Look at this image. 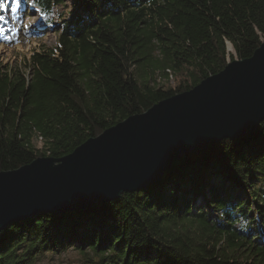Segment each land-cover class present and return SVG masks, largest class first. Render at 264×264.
<instances>
[{
	"label": "trees",
	"instance_id": "trees-1",
	"mask_svg": "<svg viewBox=\"0 0 264 264\" xmlns=\"http://www.w3.org/2000/svg\"><path fill=\"white\" fill-rule=\"evenodd\" d=\"M27 4L23 18L31 16ZM31 4L44 19L25 32L51 29L57 44L35 47L21 65L0 63V171L72 152L229 60L250 57L264 38V0ZM168 70L184 71L190 82L151 84ZM67 250L84 254L81 264H264V121L183 156L116 200L40 212L0 232V264H36Z\"/></svg>",
	"mask_w": 264,
	"mask_h": 264
},
{
	"label": "water",
	"instance_id": "water-1",
	"mask_svg": "<svg viewBox=\"0 0 264 264\" xmlns=\"http://www.w3.org/2000/svg\"><path fill=\"white\" fill-rule=\"evenodd\" d=\"M229 49V47H228ZM264 121V38L254 53L90 137L62 157L0 171V232L40 212L118 199L183 156L255 131Z\"/></svg>",
	"mask_w": 264,
	"mask_h": 264
},
{
	"label": "rangeland",
	"instance_id": "rangeland-1",
	"mask_svg": "<svg viewBox=\"0 0 264 264\" xmlns=\"http://www.w3.org/2000/svg\"><path fill=\"white\" fill-rule=\"evenodd\" d=\"M26 0H0V3L6 5L0 8V16L4 19L0 20V63L4 65H21L24 57L39 45L54 46L57 44L58 34L51 29L41 36H29L25 31L31 26L39 27L44 19L37 9L31 4L33 0H28L30 9V17L23 18L19 10H21ZM70 6L71 0H65ZM62 9V6L57 7ZM8 42H4L7 41ZM5 43V44H2ZM229 50L235 54V50L231 44H228ZM139 71L137 70V74ZM190 82L188 75L184 71L175 72L168 70V75H162L160 72L155 76V80L151 82L156 87L162 88H178L179 86ZM37 148L42 147L39 138L34 139ZM86 256L77 250H67L61 254H46L42 256L36 264H81Z\"/></svg>",
	"mask_w": 264,
	"mask_h": 264
},
{
	"label": "snow or ice",
	"instance_id": "snow-or-ice-1",
	"mask_svg": "<svg viewBox=\"0 0 264 264\" xmlns=\"http://www.w3.org/2000/svg\"><path fill=\"white\" fill-rule=\"evenodd\" d=\"M17 3H19V0H17ZM6 7V5H4L3 3H0V8H4ZM4 19V17L0 16V20Z\"/></svg>",
	"mask_w": 264,
	"mask_h": 264
},
{
	"label": "bare ground",
	"instance_id": "bare-ground-1",
	"mask_svg": "<svg viewBox=\"0 0 264 264\" xmlns=\"http://www.w3.org/2000/svg\"><path fill=\"white\" fill-rule=\"evenodd\" d=\"M231 46H232V44H231Z\"/></svg>",
	"mask_w": 264,
	"mask_h": 264
}]
</instances>
